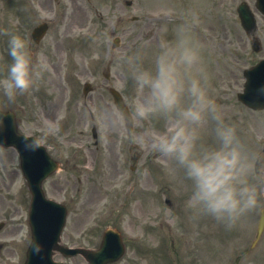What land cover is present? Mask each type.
<instances>
[{"label":"rangeland","instance_id":"1","mask_svg":"<svg viewBox=\"0 0 264 264\" xmlns=\"http://www.w3.org/2000/svg\"><path fill=\"white\" fill-rule=\"evenodd\" d=\"M4 1L7 4L1 5V2ZM191 1L201 6L206 4L205 0ZM236 1L239 0H209V10L194 7L189 11L183 10L188 14H182L180 9L174 8V10L166 8H180L182 7V0H133L134 7L129 9L124 7L122 3L123 0H117L115 12L106 11L104 19H100L99 17L97 19L94 7L88 6L87 4H84V8L77 6L73 12L69 13L67 22L62 27L56 28L61 31L56 33V29L52 30V32L54 31L53 33L56 34L50 36L45 42L49 51L48 53L45 51L43 56L47 63H49L47 59L49 56L50 66L43 73L42 78L30 89L27 101L25 102L21 99L18 101L20 104L24 103L30 106V116L25 118V124L27 125L26 132H33L36 128L37 134H58L57 129H55V131L50 130L54 126L52 124L54 120L53 117H49V115H54L58 120L64 116L68 117L69 124L66 127L71 125V118L75 119L74 125L67 134H79L80 131L83 132V134H88L90 120L88 112L83 110L82 105L84 101L82 99L83 90L81 86H83V82L88 80L91 76L99 80L101 84H106L104 82V74L107 72V68H110L112 76L111 84L122 90L130 103L134 96V84L128 69L114 59L112 66L109 67V65H107L111 58L110 52L113 44L112 33L115 32L122 38V45L120 47L122 50L132 52L144 41L149 42L147 47L150 50H155L160 45L163 37L165 38L169 33L164 31L165 27L156 30L152 25H148L144 18L145 13L154 12L158 9H170L175 11L173 12L174 15L182 16L185 19L180 23L190 24L200 33L206 34L204 37L192 30L195 39L201 46L199 67L202 71V75L206 77L208 94L221 108L227 120L236 124L243 134L248 135L253 142L262 146L260 140L264 138V114H253V116H251L252 114H249V111L237 100V93L243 86L241 69L255 63L259 57L264 56V24L260 27L259 31L263 51L260 54H255L251 50L250 38L242 30L240 23H238L235 14ZM251 1L254 2V0ZM9 3H11V7ZM41 4H48L49 7H43V9L47 10L46 12H41L40 8L35 7V11L38 13L39 18L51 14L55 9V7L52 8L51 0H43ZM149 4H156L160 7L150 8L148 11H145L146 5ZM32 5H34L32 0H0V18H2L0 20V29L5 30V35L1 38L2 42L0 43V76L7 73V67L10 61V57L7 55L6 51L9 35L13 33L24 34V30L29 25L30 18L33 16ZM2 6H6L4 11L1 10ZM131 17L134 19L136 17L138 20L135 21L133 19L131 21H126V19ZM186 20L189 21L187 22ZM3 22H5V27L2 26ZM174 24L179 23L169 20V24H165L169 32ZM150 31H155L156 35L148 39L147 36ZM59 39H61V42H59L58 45L62 43L61 46L56 45V41ZM63 54V59H59V56L62 57ZM57 58L59 63L53 65ZM66 61H68V64H63L64 62L66 63ZM150 62L151 56L146 57L144 60L145 66H148ZM97 63L100 64L98 65ZM64 65H66V67L61 70V67ZM68 65L71 68V72L67 70ZM62 72L63 76L68 73L69 84L62 80ZM20 96L22 98L25 94L21 93ZM92 97V110L95 112L94 114L96 117L102 109L112 106L111 96L105 89L100 90V95L96 92ZM14 102H8L3 94L0 93V104H13ZM69 112L71 116H67ZM151 119H155L156 123L160 122V125L156 127L153 126ZM56 122V126L60 127L61 122ZM141 122H144L146 126ZM172 123L173 122L166 120L162 115L156 113L149 119L140 121L133 132L105 128L99 125L100 128L102 127V136L104 140L115 138L119 141L117 142L116 150L114 147L112 151L108 150L107 152H103L101 158H97V161L101 162L100 171L98 170L95 175L89 177L90 183H109L111 187L115 184V188L117 185L127 186L129 181L126 174L130 172L129 166L131 163L125 161L128 160V156L130 155L128 147L134 144V142H141V140H143L141 143L144 145L147 143L149 147L142 162L146 163L142 165L140 162L137 166H143L145 169L148 165L160 164L162 168H167L165 170L166 179H173L174 174L172 170L168 168L170 164L163 165V160L167 159V157L164 156L162 159L161 157L159 159L156 156L154 157L157 151L151 147L150 136L151 132H156L158 134L168 132ZM147 124H149V126ZM205 131L202 133L200 144L209 146L213 143V138L211 132L207 130V133H205ZM243 137L246 142H249L245 136ZM117 153H121L123 159L118 158ZM146 156L148 157L147 161ZM116 163L118 167H115ZM177 166L179 172L185 175L184 169L178 164ZM83 175L84 174L72 175L69 173L67 176L70 183H76L78 178H81L83 181L86 180ZM141 177L142 173L140 171V178ZM64 178L65 173L60 172L53 180L47 183L46 187L49 186L48 188L50 191H55L56 188L51 184H62L65 182ZM150 178L153 182L149 186L153 189V187L158 184L156 180L157 175H150ZM176 184H178V182ZM171 185L174 184L172 183ZM138 189H140V187ZM28 200L29 195L21 172L18 169V158L15 152L12 150H2L0 148V218L6 217V220H12L10 219V215L12 214L9 213L17 209V213L13 217L14 219L16 216L20 218V223L22 224V226L20 223L10 225L0 234V240H5L7 237L20 234L23 243V245L17 247L15 250H2V257L12 256L16 258L14 255L19 257L25 244L28 242L29 228L25 224ZM141 200L147 206H152L154 204V196L151 194H142ZM154 206L155 209L151 210L154 213H150L151 211L147 212L146 206H143L142 209H133L135 213H141V216L135 220L133 224L128 222L127 216L125 217V223L123 225L129 236H139L143 232L144 225L147 223H157L159 217L165 214L166 207L164 206L166 205L163 204V201ZM263 206L264 203H262L257 210H254V213L251 212V215L254 217L250 216L243 221L247 229L251 228L250 224L253 222L250 237L254 232L253 228L257 216ZM97 208L99 209L98 211L105 210V208ZM98 211L95 212L94 205L91 206L90 213L83 216L84 220L82 222H80L76 214H73L70 217L68 228L65 230V240L70 244L87 243L89 246H94V242L96 238H98L96 234L99 229L98 226L115 224V221L111 219H107L102 224H98L95 220ZM166 217L168 216L166 215ZM187 221H190L192 224V219L187 218ZM187 224L190 225L189 223H183L182 226H186ZM222 229L228 237L230 232L225 228ZM250 237L239 239L237 248L244 250L248 249L251 242L249 241ZM232 240L233 239H225L219 242L227 244L232 242ZM157 243L156 240H153L149 244L150 248L153 249L155 253L159 251ZM216 243L214 244V249ZM223 250H225L224 247L220 251L215 250V258L217 260L220 259ZM211 253L212 251L210 249H203L199 251L197 255L203 259H211ZM251 253L253 252L250 250L248 254L245 252L242 254L244 256V262H247L245 264H252L253 261H248L249 258H251ZM142 256L147 260V264H153L155 255L150 256L149 254H144ZM237 256L238 254H235V257ZM140 257L141 255L129 244L128 254L121 264H133L136 258ZM189 258H194L193 253L190 254ZM2 261L3 260H0L1 263ZM203 261L204 264L209 263L208 260ZM162 262V258L159 256L155 264ZM259 262L260 259H257L255 264H259ZM68 263L85 264L81 259L70 260ZM234 264H240V259H238V262L235 261Z\"/></svg>","mask_w":264,"mask_h":264},{"label":"clouds","instance_id":"2","mask_svg":"<svg viewBox=\"0 0 264 264\" xmlns=\"http://www.w3.org/2000/svg\"><path fill=\"white\" fill-rule=\"evenodd\" d=\"M164 31L169 34L155 50L147 47L148 41L132 52L120 47L111 50V58L128 69L134 96L130 104L102 109L96 123L132 132L140 121L156 113L173 122L166 133H150L151 147L174 159L190 179L186 207L230 229L264 203L262 158L208 94L199 67L201 46L192 26L179 23L170 32L165 26ZM6 51L10 61L7 73L0 76V93L14 102L42 78L49 65L18 33L9 35ZM148 56L151 62L145 66ZM205 130L213 138L209 146L200 144Z\"/></svg>","mask_w":264,"mask_h":264},{"label":"water","instance_id":"3","mask_svg":"<svg viewBox=\"0 0 264 264\" xmlns=\"http://www.w3.org/2000/svg\"><path fill=\"white\" fill-rule=\"evenodd\" d=\"M253 105H254V104H253ZM263 106H264L263 103H261V102L258 103V101L255 102V108H256V107L262 108ZM257 109H258V108H257Z\"/></svg>","mask_w":264,"mask_h":264}]
</instances>
